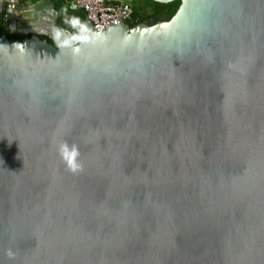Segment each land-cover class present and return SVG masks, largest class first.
Listing matches in <instances>:
<instances>
[{"label":"water","instance_id":"95a60500","mask_svg":"<svg viewBox=\"0 0 264 264\" xmlns=\"http://www.w3.org/2000/svg\"><path fill=\"white\" fill-rule=\"evenodd\" d=\"M179 1L74 44L0 0V264H264V0Z\"/></svg>","mask_w":264,"mask_h":264},{"label":"trees","instance_id":"16d2710c","mask_svg":"<svg viewBox=\"0 0 264 264\" xmlns=\"http://www.w3.org/2000/svg\"><path fill=\"white\" fill-rule=\"evenodd\" d=\"M33 0H20L19 3H25ZM58 13L55 26H60L69 31L72 35L73 43L77 44L82 36L81 23L85 19L82 10L72 11L68 8L64 0H49ZM133 17L131 21L125 23L134 27L141 23L155 24L159 21L169 20L177 10L180 1L174 0L169 3H157L151 0H132ZM4 14H0V36H5L9 41H22L26 36L19 34H10L7 23L3 20ZM42 39L46 37L42 36ZM49 42L50 40L47 39Z\"/></svg>","mask_w":264,"mask_h":264},{"label":"built area","instance_id":"2783aa9c","mask_svg":"<svg viewBox=\"0 0 264 264\" xmlns=\"http://www.w3.org/2000/svg\"><path fill=\"white\" fill-rule=\"evenodd\" d=\"M11 7H16L20 0H2ZM72 11L82 10L85 19L91 23L95 30H103L109 25L119 21H131L133 17L132 4L125 0H64ZM9 28V19L3 16Z\"/></svg>","mask_w":264,"mask_h":264},{"label":"crops","instance_id":"0c3cea01","mask_svg":"<svg viewBox=\"0 0 264 264\" xmlns=\"http://www.w3.org/2000/svg\"><path fill=\"white\" fill-rule=\"evenodd\" d=\"M125 1L131 2V4L133 5L132 0H125ZM46 3H49V5L52 6V4L49 0H33V1H28V2L22 3V4L23 5H32L33 7H35L34 12H41V9L46 6Z\"/></svg>","mask_w":264,"mask_h":264},{"label":"clouds","instance_id":"9594fccd","mask_svg":"<svg viewBox=\"0 0 264 264\" xmlns=\"http://www.w3.org/2000/svg\"><path fill=\"white\" fill-rule=\"evenodd\" d=\"M60 152H61V156H62L63 158H66V159L68 158V153H67V150H66V145L61 144V146H60ZM71 155H72V157H76V156L79 155L78 150H75V146H74V150H73V152L71 153ZM69 163H70V161H69ZM70 166H71V163H70ZM76 167H77V166H71V168H72L73 171L76 170ZM11 255H12V253L9 251V256H11Z\"/></svg>","mask_w":264,"mask_h":264}]
</instances>
